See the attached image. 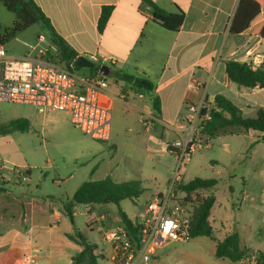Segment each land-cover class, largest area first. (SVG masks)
I'll return each instance as SVG.
<instances>
[{"label": "crops", "instance_id": "0c3cea01", "mask_svg": "<svg viewBox=\"0 0 264 264\" xmlns=\"http://www.w3.org/2000/svg\"><path fill=\"white\" fill-rule=\"evenodd\" d=\"M152 1L167 13L183 11V21L177 32L164 30L155 24L151 9L140 0H35L54 31L78 56L91 59L99 68L106 66L110 74L122 71L151 81L152 95L159 100L160 113L158 116L153 114L148 98L146 109L163 125L181 122L187 103H205L210 107L216 95L230 100L247 117H254L259 108L264 110L263 89L239 87L229 81L225 73L227 61L246 64L251 69H264V39L251 32L255 25L237 34L228 31L239 0ZM104 6H112L113 9L103 32L98 33L97 21ZM260 12L264 14V7ZM8 29L10 27L0 26V32ZM39 32L43 31L40 29ZM46 38V42L52 44L48 34ZM192 82H198L200 89L189 91L188 85ZM106 100L107 94L103 93L101 103L111 106L106 104ZM60 115L41 117L39 121L45 127L56 122ZM28 119L31 122L38 120ZM4 167V163H0V173L9 174L12 168L28 170L12 164L7 170ZM251 168L255 180H264V168L260 163L252 164ZM9 184L0 183V218L5 221L8 209L2 203L7 201L6 195H12V205L24 208L26 224L12 229L5 223L1 224L0 248L10 245L26 250L21 256L9 254L5 258L0 254V264H29L31 258L38 264H78L74 259L82 247L65 237V234H72V228L58 229L63 216L59 211L63 202L43 204L34 197L19 198V193L14 192ZM244 194L249 195L247 191ZM214 198L209 216L214 237L222 240L231 231H236L241 245L249 254L263 253L264 203L259 208L237 207L231 213ZM242 201L247 203L246 199ZM77 206L73 207V216ZM17 208L12 209L13 215L19 212ZM128 218L134 224L135 219ZM118 225H122L120 219ZM103 243L106 248L102 249L94 243L97 246L95 252L101 254L97 264L99 260L102 264H113L110 247ZM154 257L155 264H248L247 259L233 263L225 258H216L215 242L205 237H195L185 243L166 242L154 249Z\"/></svg>", "mask_w": 264, "mask_h": 264}, {"label": "rangeland", "instance_id": "374dc122", "mask_svg": "<svg viewBox=\"0 0 264 264\" xmlns=\"http://www.w3.org/2000/svg\"><path fill=\"white\" fill-rule=\"evenodd\" d=\"M13 20V14L0 3V26L9 28ZM39 30L38 25H33L5 43L8 56L24 55L30 46L36 44L38 34L47 40V33ZM73 71L81 76L93 74L87 68H74ZM106 78L109 82L108 89L105 90L106 104H111L109 109L112 116V132L107 142L95 141L85 136L70 123L64 113H60L62 115L56 122L43 127L39 121L41 117H38L34 107L0 103V124L16 117L38 118L36 122L28 119L31 126L27 132L14 131L0 136V163H4L5 170L12 164L19 168L26 167L29 171L26 180L18 170L11 169L9 174L1 172L0 183H10L11 189L19 193V198L34 197L41 203L48 204L49 201L70 200L76 188L87 180L106 177H110L115 183L138 180L141 182L142 193L137 199L120 202V208L132 219L141 215L142 207L153 195V191H162L166 185V178L173 164V158L167 151L170 142L177 137L174 128L180 122L170 126L159 123L146 109L148 97L141 91L116 81L110 71ZM53 114L56 113H49L46 117ZM259 135L257 132L244 130L235 134L218 135L206 140L208 148L194 151L185 166L182 183L194 178H215L218 183L210 192L202 190L190 195L188 203L192 209L196 200L211 194L231 213L237 207L259 208L264 203V180H255L251 168L254 163H260L264 168V136ZM201 137L204 138L199 132L198 139ZM244 191L249 195L246 196ZM5 199L7 201L2 206L8 211L4 222L0 218V225L5 223L9 229L24 226L26 221L22 205L14 207L11 203L12 195H6ZM243 199H246V204ZM13 208H17L19 212L13 215ZM59 211L63 216L58 229H68L71 223L63 208ZM102 223L108 227L119 224L115 205L77 206L74 214L75 228L87 241L95 243L101 249L106 248L101 237V228L104 227ZM25 250L21 246L5 245L0 248V254L5 258L9 254L21 256ZM25 259L28 260V256ZM98 264H102V261L99 260Z\"/></svg>", "mask_w": 264, "mask_h": 264}, {"label": "built area", "instance_id": "2783aa9c", "mask_svg": "<svg viewBox=\"0 0 264 264\" xmlns=\"http://www.w3.org/2000/svg\"><path fill=\"white\" fill-rule=\"evenodd\" d=\"M28 49L20 57H11L0 41V103L30 105L43 118L49 113H64L85 136L107 142L112 132V116L110 106L100 101L109 86L106 76L98 72L78 75L73 71V62L68 66L59 62L56 48L41 34ZM200 87L198 82L188 85L191 92ZM185 108L181 122L174 128L177 137L169 144L174 163L166 185L144 203L141 215L135 218L139 240L135 241L123 225L101 228V237L110 247L113 264H155V248L166 242L185 243L191 239L193 209L184 202L186 195L179 190V185L191 155L207 147V138L199 140L198 134L202 121L207 119L202 109L209 107L205 103H187ZM254 260L252 254L247 262L253 264ZM29 264L38 262L31 258Z\"/></svg>", "mask_w": 264, "mask_h": 264}, {"label": "trees", "instance_id": "16d2710c", "mask_svg": "<svg viewBox=\"0 0 264 264\" xmlns=\"http://www.w3.org/2000/svg\"><path fill=\"white\" fill-rule=\"evenodd\" d=\"M151 9L152 21L162 29L177 32L183 21V11L167 13L159 8L152 0H140ZM0 3L7 11L13 14L14 21L8 30L0 32V41L5 44L17 33L25 29L38 25L46 32L51 43L57 50L59 62L68 66L78 56L77 53L54 31L49 19L44 15L35 0H0ZM264 7L262 0H239L235 14L229 25V33L237 34L246 29L252 28L251 32L264 39V14L260 10ZM113 7L104 6L97 21V31L102 33L111 15ZM75 69H79L74 66ZM99 66L95 65L90 69L97 73ZM225 73L229 81L239 87L259 88L264 90V69H251L246 64L236 61L225 63ZM116 81L130 85L133 89L145 93L148 97L151 110L155 116L160 113L159 100L152 95L153 84L146 78L137 77L122 71H113L111 74ZM212 105L207 109H202V115L207 114V119L202 121L200 134L207 139L224 134H235L240 130L257 131L264 136V110H256L254 117L243 115L241 109L235 106L230 100L222 95H216ZM30 121L26 118H12L0 124V136L8 135L14 131L27 132L30 129ZM25 177H28V170H20ZM218 180L194 178L179 185V190L184 192L185 202H190L189 197L196 191L210 190L215 187ZM142 193L141 182L138 180L115 183L110 177L101 180H87L81 183L74 191L70 200L62 203L65 215L68 217L72 234H65L70 241L78 243L82 250L75 256V262L80 264H97L101 258L100 253H96L97 246L91 244L78 232L74 226L73 207L88 204H113L117 207L118 217L122 225L132 234L135 241L139 240L138 227L135 226L127 215L121 210L120 202L124 200L137 199ZM215 202L213 195L196 200L190 217V238L205 237L215 242V257L225 258L233 263L243 259H248L252 254L241 245L236 231H231L222 240L214 237L212 227L209 222L210 211ZM253 264H264V252L254 253Z\"/></svg>", "mask_w": 264, "mask_h": 264}, {"label": "water", "instance_id": "95a60500", "mask_svg": "<svg viewBox=\"0 0 264 264\" xmlns=\"http://www.w3.org/2000/svg\"><path fill=\"white\" fill-rule=\"evenodd\" d=\"M73 65L76 66L77 68H87V69H92L94 68V63L88 60L86 57L80 55L73 60ZM98 73L102 76H108V69L106 66H101L98 70Z\"/></svg>", "mask_w": 264, "mask_h": 264}]
</instances>
